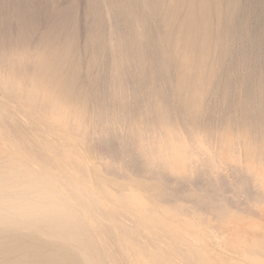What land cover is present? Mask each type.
<instances>
[{
    "label": "bare ground",
    "instance_id": "obj_1",
    "mask_svg": "<svg viewBox=\"0 0 264 264\" xmlns=\"http://www.w3.org/2000/svg\"><path fill=\"white\" fill-rule=\"evenodd\" d=\"M10 1L2 0L13 11ZM221 1L92 0L90 17L105 24L97 45L106 64L101 77L109 83L108 107L93 115L88 101L76 95L82 68L79 58L71 59L73 42L57 53L59 43L53 41L55 51L50 54L54 57L44 66L42 42L31 34L27 37L22 6L17 4L11 16L2 17L0 188L6 191L27 176L52 195L37 198L25 213L0 212V264H217L207 247V241L215 237L208 216L216 219L217 229L254 217L264 221V157L251 145L249 157L242 160L240 133L217 136L219 145L214 148L211 135H204L203 129V134L195 131L200 130L206 98L216 91L214 83L222 69L214 67L216 58L223 51H233L238 41L220 39L222 23L218 22L224 20L225 11ZM146 43L154 49V60ZM261 45L258 60H264ZM128 51L140 80L151 83L150 98L143 105L139 102L148 113L141 123L125 119L138 89L125 91ZM147 66L149 75L142 72ZM157 71L164 74L163 83L168 86L163 91L153 84ZM262 78L257 82V115L264 112ZM116 145L125 166L122 181L118 163L112 161L116 158L111 160L116 153H111L109 161L104 156ZM97 146L104 157H95L100 151ZM136 167L154 182L135 179ZM169 178L181 188V195L192 200V206L181 203L177 189L173 193L166 186ZM220 246L226 249L229 242ZM232 246L257 264L253 255L258 251H247L244 241Z\"/></svg>",
    "mask_w": 264,
    "mask_h": 264
},
{
    "label": "rangeland",
    "instance_id": "obj_2",
    "mask_svg": "<svg viewBox=\"0 0 264 264\" xmlns=\"http://www.w3.org/2000/svg\"><path fill=\"white\" fill-rule=\"evenodd\" d=\"M45 1H47V2L45 3ZM117 1H119V0H117ZM232 1L231 2L229 0H224V1L222 0L221 1V2H223L222 6L224 7V10H225L224 15L226 17L223 15L224 20L218 22V25L220 23H222L221 25H219V27H221L220 32H222L220 34V36H221L220 39L221 40L223 39V41H226V40L232 41L234 38L235 39L237 38L238 41H236L234 43V46L231 49L233 51H231L228 54H227V51H223L219 55V57L216 58V62L214 63V67L218 71L221 68L224 70L221 69V71L219 73L220 75L217 76L218 81L216 80L217 82L215 81V83H214L217 85V86L215 85V88H216L215 94L213 92L212 94H210L206 98L205 105H204L205 111H204V113H202V115L199 119V122H198V128L200 130H195V131H197L198 133H202V134L204 132V135H206V136H208V134H209V136L211 135L209 137V142L212 143V145H214V148H215V146L219 145V140H216L217 136H220V135L231 136V135L240 133L243 136V142H244V144L242 146L243 155L241 157H242V160L243 159L246 160L249 157L247 154H249V152H251V149L249 148L251 145L254 146L253 147L254 152H256L259 155H261L262 157H264V136H263L264 135V112L261 114L259 113V115H257L258 112H257L256 106H255V102L257 101L256 98H258V99L260 98V96H259L260 91L257 87V82L260 79H263L262 77H264V65H263L264 60H262L261 58H260L261 60H258L259 58L256 59L258 57L257 54L259 53V48H258L259 46L258 45L260 43L262 44L261 46L264 45V33H263L264 32V19H263L264 18V3H263L264 0H262V3H263L262 6H261L262 3L260 2L261 3L260 4L259 0H235V1L232 0ZM239 2H240V5H239ZM3 3L4 2H2V0H0V21H1L2 17H7V15L11 16L12 15L11 13H14L13 12L14 6L16 7L17 4L22 6V8H23V11L21 13L22 14L21 17H23L22 24L25 25L26 31L29 32V34H26L27 37L28 36L30 37V34H31V36L34 38L33 40H40L42 42L41 47H43V48H41L40 50H41L42 56H43L44 61H45L44 66L49 64V60L52 57H54L50 54V51H52V50L55 51L53 48H51V45L54 44V42L59 43V45H58L59 47L57 46L58 48L56 49L57 53L60 50L62 51V49L64 50L65 45L67 43L73 42L72 46H71V50H72L71 51V53H72L71 59L77 60L79 58L80 59L79 65L82 68V70H81L82 76L78 81H76V84H75L76 95L80 99L82 97L83 102L88 101V104L90 105L89 110H90V113L92 115H93V113H96V112H99V113L102 111L104 112L108 107L106 95L108 93L107 86H109V83L107 82L106 79L104 80L103 76L101 77V75H102L101 73L103 72L104 67H106L105 66L106 64L102 63V51H101V48L98 47L97 44H98V40L102 39V37L104 35L105 24H103V23L100 24L99 22H97V19H96L97 17H95L93 15H91L92 17H90L89 11H90L91 7H93L92 0H70V1L69 0H61V1L60 0H40V1H38V0H21V1L20 0H11L10 3H12V4H10V7L12 8L13 11L8 10V6H9L8 4L9 3H7L6 6ZM24 3H25V5H24ZM229 3L231 4V7L229 6ZM232 3H233V5H232ZM236 4L241 6V9H238L240 7L237 6ZM257 4H260V5H257ZM27 5H28V7H25ZM31 6H33V7L31 8ZM3 7H5V8H3ZM70 8H72V9H70ZM227 10L230 13H228ZM232 11H233V13H232ZM76 12H78V13L76 14ZM227 13H228V15H227ZM48 16H49V18L51 17V19H48ZM225 18H227V19L225 20ZM232 19H233V21H232ZM237 19H239V21ZM240 20H241V22H240ZM24 21L27 23L28 26L26 25V23ZM224 21H227V22H224ZM239 23H240V25H239ZM41 24H45V25H41ZM234 28L235 29L237 28V29L234 30ZM240 33L243 35H241ZM262 34H263V36H262ZM240 35L242 36V38L240 37ZM238 36L240 37V39L242 41L239 39ZM224 37H225V39H224ZM227 38H229V39H227ZM250 38H252V40L254 39L255 43H252ZM67 40H69V41H67ZM70 40H72V41H70ZM81 40H82V42H81ZM252 44H254V45L252 46ZM146 45H148V44L146 43ZM88 47H89V49H88ZM151 47H152L151 45H148V48L150 50V55H152L151 59L154 60L155 55L152 51L154 49L151 50ZM234 53H236V54H234ZM126 54H127L126 55L127 60L129 61V65H128L129 66L128 67L129 76H128V78H126L123 81L125 91L128 93V90H129L130 93H133V88H135V89L138 88V89L136 90L137 95L136 96L134 95L135 98L132 97L131 102L129 104L131 106L129 108V110H131V109L132 110L131 111L127 110L128 112L127 111L125 112V116H126L125 119L127 120L129 118L128 120H130V122H132V123H136V122L141 123L142 120L146 121V116L148 115V113H146L141 108L142 107L141 105H143L145 103V101H147L150 98L151 83H150V81L146 82V81L140 80V78L137 75V68L135 67V65L133 63L131 64L132 52L128 51ZM247 57H248V60L246 59ZM82 58H83V62H82ZM243 58H244V60H243ZM99 62H101V63H99ZM228 62H230V63H228ZM249 63H250V65H249ZM70 65H71V63H68V65L66 64L65 66H66V68H68ZM131 65H132V67H131ZM100 66L102 69L99 68ZM218 66H219V68H218ZM241 67H242V69H241ZM101 70H102V72H101ZM234 70H235V72H234ZM142 72H144L145 75H149L151 73L150 66H147L146 70H144V68H143ZM234 74H236V75H234ZM221 75H223V76H221ZM233 75H234V77H233ZM247 75L248 76L250 75V77H248ZM157 76H159V77H157ZM246 76L248 77V79ZM156 77H157V79H156V81L153 82V84L154 85L157 84L156 86L159 89V90L157 89V91H161L163 88L165 90V86H167V85H165L163 83L164 74H162L161 71H157ZM136 78H138V79H136ZM95 79L97 81H95ZM101 79H103V80H101ZM219 79H220V81H219ZM99 80H100V82H98ZM126 80H128V81H126ZM127 82H129V83H127ZM242 84H244V85H242ZM131 86H133V87H131ZM242 86H243V88H242ZM245 87H247V89ZM249 87L251 90H248ZM99 88H101V90ZM130 89H132V91ZM106 90H107V92H106ZM141 90H142V92H141ZM233 90H235L234 93H233ZM247 90L249 92H247ZM229 91L231 92L230 95H229ZM90 93H91V95H90ZM244 94L246 96L245 98L243 96ZM102 95H103V97H102ZM227 96L229 98L231 97V99H229ZM247 97H249V98H247ZM137 98L139 99V101ZM229 101L231 102V104ZM139 102L141 105H139ZM99 105H100V107H99ZM249 105H250V107H249ZM169 106L170 105H168V106L166 105V109L168 108L167 110H170L169 112L172 113L171 112L172 108H171V106L169 108ZM212 110H214L215 112ZM223 112H224V115H223ZM247 115H248V117H247ZM254 120H256V121H254ZM201 130L203 132H201ZM97 148L100 149V151L97 150V153H95V157H99V156L104 155V153L101 152V148H99V146H97ZM111 148L113 149V151ZM111 148H110L111 151L109 152L110 155L106 154L107 156L106 155H104V156H105L106 160L109 161V158L112 155L111 153L112 152L116 153V154L112 155V156H114V155L115 156L111 157V160L116 158V160L114 159L112 161H114V163L117 161L116 163H118V164H116V168H117L116 171L118 174V180L122 181L124 179L123 175H122L124 173V171H122V168H123V170L125 169V166L124 167L122 166L124 164L120 163V162H122L120 159V158H122V156L120 157V155L122 154L120 152H122V150H120L121 148H119V146H117V145L115 147H111ZM114 149H116V150H114ZM229 149L233 150V149H231V147ZM118 150H120V151H118ZM225 150L227 151V149H225ZM104 156H102V157H104ZM94 159L95 158H93V160ZM134 170L137 171V173H135ZM134 170H133V174L135 175L134 176L135 179L146 178V180H147L150 178L149 179L150 181L149 180H147V181L148 182H154V179L152 177H148L151 175H147V174L143 175L144 173L140 171L139 167H136ZM138 173H139V175H138ZM170 179L173 182H171ZM168 180H169L168 181L169 183L171 182V185L167 182L166 186L168 188H173V191H174V189H177L176 192L179 195L178 198L180 199V202L182 200L183 201L185 200L184 202L182 201L181 203L186 202L187 206H192V204H193L192 200L190 198L188 199L184 195H181V191L180 192L178 191L180 187L178 186V184L176 182H174L173 178H169ZM170 193H172V190L170 191ZM173 193H175V191ZM183 196H184V198H183ZM187 202H189V203L191 202L190 205H188L189 203H187ZM208 219L210 222V226L213 228L211 231L215 237L213 239H210L207 241V244H208L207 247L210 250V258H212L217 264H240L243 261H246V262H244L245 264L250 263V261L248 262V260L244 259L241 256V252L238 251V249H236L234 246H232L233 243L238 242V241H244L245 248L247 251L251 250L253 253L254 252L257 253V251H258V254H259V252H261L260 257L258 254H254L253 256H254V258L257 259V264H264V258H263L264 257V221H259L258 218L254 217V218H251L250 221H247L244 223L242 222V223L230 224L228 227H224V229H222L220 227L217 229V228H214V227H217V225H218L216 222V219L212 216H208ZM225 240L229 242V246H227L226 249L224 247L220 246L221 243H223ZM215 244H217V245H215ZM252 249H254V251Z\"/></svg>",
    "mask_w": 264,
    "mask_h": 264
},
{
    "label": "clouds",
    "instance_id": "obj_3",
    "mask_svg": "<svg viewBox=\"0 0 264 264\" xmlns=\"http://www.w3.org/2000/svg\"><path fill=\"white\" fill-rule=\"evenodd\" d=\"M51 193L37 185L31 177L23 176L5 191L0 188V212L25 213L37 198L51 197Z\"/></svg>",
    "mask_w": 264,
    "mask_h": 264
}]
</instances>
